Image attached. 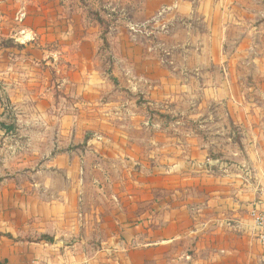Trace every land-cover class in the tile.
I'll return each mask as SVG.
<instances>
[{"label":"crops","instance_id":"crops-1","mask_svg":"<svg viewBox=\"0 0 264 264\" xmlns=\"http://www.w3.org/2000/svg\"><path fill=\"white\" fill-rule=\"evenodd\" d=\"M19 1L0 0V264H264V53L224 50L230 6L148 0L105 72L38 45L52 25Z\"/></svg>","mask_w":264,"mask_h":264},{"label":"rangeland","instance_id":"rangeland-1","mask_svg":"<svg viewBox=\"0 0 264 264\" xmlns=\"http://www.w3.org/2000/svg\"><path fill=\"white\" fill-rule=\"evenodd\" d=\"M174 1L168 0L165 4L171 5ZM187 1L198 2L201 0ZM222 1L223 6H230L227 12L228 22H230L228 45H225L224 50L229 54H236L238 50L242 49L241 43L244 42L246 48L249 49V57L253 54H263L264 0H220V2ZM147 2L148 0L19 1L20 6L27 7L31 13L30 18L33 19L29 21L37 24L38 27L43 23H51L52 25L51 31H47L45 34L42 31H37L36 42L38 45L43 43L41 38H47L51 41L61 38L62 48L56 46V43H51L50 46L46 45L45 49L54 54L58 48H61L60 50L71 62L91 59V55H95V58H92L93 62L88 65H93L95 69L105 72L116 68V58L114 57L120 58L125 53V49L128 48L126 46L127 39L131 37L129 27L131 25L139 27L140 23L143 22L140 8ZM27 20L26 17L21 25ZM184 27L183 22H174L168 26L180 36L179 40L184 38L182 32ZM137 38V42L142 40L140 35ZM1 45L3 48L23 50V47L13 45L11 40H4ZM167 48L169 47H165V49ZM32 49L37 56H40L43 46L40 49L38 47ZM178 51L181 52L182 49H176V52ZM11 64L9 63V67ZM119 68L121 67L119 66Z\"/></svg>","mask_w":264,"mask_h":264},{"label":"built area","instance_id":"built-area-1","mask_svg":"<svg viewBox=\"0 0 264 264\" xmlns=\"http://www.w3.org/2000/svg\"><path fill=\"white\" fill-rule=\"evenodd\" d=\"M251 218L258 229V242L264 246V207L260 209H253L250 213Z\"/></svg>","mask_w":264,"mask_h":264}]
</instances>
